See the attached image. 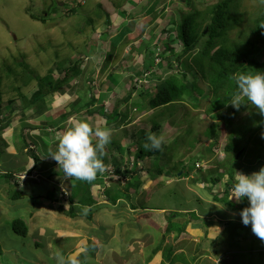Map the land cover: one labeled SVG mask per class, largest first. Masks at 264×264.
Here are the masks:
<instances>
[{
  "label": "rangeland",
  "instance_id": "obj_1",
  "mask_svg": "<svg viewBox=\"0 0 264 264\" xmlns=\"http://www.w3.org/2000/svg\"><path fill=\"white\" fill-rule=\"evenodd\" d=\"M55 1L59 8H50ZM125 1L0 0V80L3 83V103L17 97V92L13 89L10 91L11 88H19L28 97L35 90L33 82L23 85L20 79L23 68L19 64L29 66L31 77L43 76L51 68V73L57 78L67 64L75 63L79 73L71 74L69 81L63 82L60 89L64 95L55 94L48 99V111L61 110L67 113L73 107H84L93 97V107L104 105L107 113L115 111L130 116L128 123L121 122L126 124L119 127L114 124L106 125L103 116L97 113L89 115L84 112L85 109L67 120L69 128L79 121H86L93 129L111 130V143L103 152L107 165L103 176L105 185L91 187L93 199L101 206L96 208L90 218L80 212L71 217L67 214L68 205L61 206V202L53 203L46 198H32V194L44 196V193L50 192L55 196L57 193L46 183L37 185L38 174L37 177L33 175L34 179L30 181L15 179L10 186L5 187L6 179L1 176L2 171L15 177L20 172L25 175L31 170L24 164L28 162L25 154L18 152L16 157L10 156L4 151L5 145L18 141L26 131L30 133L35 129L32 125L39 126L41 122L51 123L57 120L56 117L45 118L44 115L39 116L40 122L38 119L33 120V108L27 109L25 117H22L24 105L20 101H13L9 128L0 132V264H60L62 257L67 260L72 256H76L81 264H179L185 261L188 264L248 263L242 252L240 254L235 251L240 246L243 247L244 242L247 249L254 246L255 243L248 244L246 236H253L252 230L240 229L241 239L238 238L239 244L236 246L227 240L231 230L228 229L229 233L224 231V225H231L230 221L243 225L238 207L249 206V202L246 198L239 202L235 198L231 199L233 188L229 189L228 195L224 192L229 178L225 172V163L224 166L219 163L231 162L232 156L223 152L228 137L234 129H240L251 114L258 115V110L245 100V108L236 114H232L234 107L231 104L216 113L207 114L208 100L196 95L195 101L190 97L166 108L151 109L148 100L139 101L135 97L142 86L148 87L153 94L156 93L160 82L155 78L148 79L151 75L165 79L168 75H178L184 71L200 89L208 91L207 84L197 72L194 74L195 71L182 68L176 60L165 58L162 45L157 44L154 38L161 35V39L166 37L162 34L163 29L170 21L177 19L179 12L189 11L188 9L203 11L220 0H161L151 13L137 15L135 18L129 17V12L121 14ZM73 8L74 13H70ZM231 10L239 21L228 30L226 36L234 41L239 32L249 33L250 29L257 27L256 21L263 15L264 0H238ZM43 15L45 22L34 19ZM155 45L156 48L153 49ZM200 47L197 46L192 52L182 56L179 62L187 63L186 57L196 54ZM176 49L179 53L181 47L177 46ZM52 57L62 60L59 68H55L58 63L53 64L49 60ZM188 62L192 63L190 60ZM259 62L264 65V57ZM163 64H170L173 68L166 70ZM146 69L150 70L145 71ZM108 76L110 88L111 85H119L121 88L114 87V91L107 92L105 84ZM136 80V88L131 97L125 100V104L121 102L114 107L115 104L113 106L111 103L113 99L123 96V92L130 90V84ZM79 96L83 101L77 105L75 101ZM226 113L230 115L228 118L224 116ZM0 121L4 120L0 117ZM152 122H158V130H152ZM213 126H218L217 135L216 139L210 140L206 133ZM55 130L57 129L47 132L52 134L50 136L53 140H58L61 133L56 134ZM142 131L161 137L165 147L158 156H151L149 159L142 157L143 159L136 161L138 149L146 142L140 140L135 143L131 136L133 133L141 135ZM260 133L262 138L264 129ZM260 138L252 135V142L248 143L246 150L241 149L237 159L242 155L243 163L246 159H252L258 150L253 141H259ZM96 139L94 137L93 141L96 142ZM36 142L39 144L38 140ZM9 148L11 149L10 146ZM9 148L7 150L12 151ZM111 148H117L118 151ZM261 153L264 157V150L261 149ZM116 162L121 166L120 171L128 169L133 175L114 176ZM39 167L47 170L51 168L46 163L37 162V168ZM259 168L260 166L256 167ZM36 171L38 170L32 172ZM50 171L48 170L49 173ZM159 171L162 174L158 176ZM184 173L187 176H183ZM240 173L250 175L247 172ZM216 176H221L220 182L211 181V177ZM109 177L113 189L117 187L115 180L120 185L125 183L122 185L124 188L131 180L139 181L141 187H133L134 194L132 195L131 190L129 196L132 197L127 200L133 203L134 199L139 208L146 209L131 210L122 202L109 204L106 193L102 192L108 186ZM67 182L63 180V188ZM14 183L18 184L19 189L11 187ZM16 191L21 195L11 200L9 196ZM215 197L219 200H215ZM225 199L233 204L232 208L221 202ZM193 215L198 219L194 220ZM17 219L28 226L26 237L14 233L12 222ZM171 223L185 225L187 243L175 244L173 237L176 233L166 234L170 239L167 236L163 238L167 224L170 226ZM170 240L173 241L172 249L175 253L182 248L187 255L177 253L175 258H170L173 254L170 251ZM216 243V256L219 259L212 256L215 254ZM211 245L214 246L213 250ZM81 249L86 251L82 252ZM200 251H206L208 255H204H210V260L201 255L198 257L199 253L202 254ZM259 264H264V259Z\"/></svg>",
  "mask_w": 264,
  "mask_h": 264
},
{
  "label": "trees",
  "instance_id": "obj_2",
  "mask_svg": "<svg viewBox=\"0 0 264 264\" xmlns=\"http://www.w3.org/2000/svg\"><path fill=\"white\" fill-rule=\"evenodd\" d=\"M161 0H126L123 7L124 10L121 14H125L126 12H129V17L135 18L137 15H144L149 14L151 11L158 5V2ZM201 1V0H200ZM238 0H220L216 4L211 5L207 7L205 10H192L188 9L189 11L186 12H179V15L176 16L177 19H173L168 23V25L163 29L162 34H164L166 37L164 39H161V36L155 37L154 39L157 40V44L162 45L163 53L165 58L167 57L168 60L174 59L182 66L184 69H188L194 74L197 72L201 76V79L207 84L208 91L205 92L204 90L200 89L199 85L195 82H192L189 79V76L186 71L178 74V75H168L167 78L161 79L160 76L151 75L152 77H148V79H156L159 80V85L156 87V93L153 94V92L148 89V87H140L139 90H137V93L135 94L136 100L139 101H146L148 100V106L151 109H159V108H166L168 106H171L173 104L182 103L187 98H192V100H196V96H202L203 99L208 100V109L206 111L207 114H213L221 109L225 108L227 105L230 104L233 96L237 92V88L235 86V82L233 77L236 74L239 73H245V74H251L255 75L258 73H264V65L260 64V59L264 57V11H262V16L259 17V19L256 21L257 27L254 29H250L249 33L241 34V32L238 33V36L236 37V40L231 41L227 38V32L229 29L233 28L235 24L239 21V18L235 16L233 13H231L232 5L237 2ZM153 4H152V3ZM50 8H56L59 6L57 5L58 2L55 1ZM134 5V6H133ZM122 7V8H123ZM74 8L71 9L70 13H74ZM46 15V14H45ZM35 20H41V22H45L46 19L43 16L40 17H34ZM109 25V22L107 23ZM106 37L105 35H103ZM204 37H207L203 43L202 40ZM147 38V37H146ZM148 39V38H147ZM175 41L177 42L175 44ZM177 46L181 47L180 52H177ZM197 46H201L200 50L191 56L188 55L186 57L187 63L183 64L180 63L179 60L187 54L188 52H192ZM156 48L153 47V49ZM142 49L143 48H139ZM147 49V48H145ZM155 51V50H154ZM155 59V57H154ZM53 64H56L55 68H59V64L62 61L61 59L58 61L56 57H52L49 59ZM191 61L192 63L188 62ZM22 64V65H21ZM19 64L23 70H22V78H20L23 81L24 84H29V82H33L35 87V90L31 93V95L28 97L22 92H20L19 88H11L10 91L13 89L17 92V97H13L11 99H8L5 103H3V91L2 89V81L0 80V107H3V109L0 110V132L4 131L5 128H9V117L11 112L13 111L11 107L14 103L13 101H20L24 106L22 110V117L24 116V112L29 109L33 108L34 112L31 115V117L35 119H39V116L45 114L49 110V103L47 102L48 99L52 98L55 94L63 95V91H61V86L63 82L66 80L69 81V76L71 74H77L79 73V69L77 67V64L70 63L67 64L66 67L62 72L60 77H55L51 73V68L47 71L45 75H34V77L30 76V70L29 66L25 63ZM163 66L166 68V70H170L173 68L170 64H163ZM10 72L12 71V68H9ZM150 69H146L145 71H149ZM9 72V74H10ZM29 72V74H28ZM5 78V77H3ZM109 76L106 79V87L108 88L106 91L111 92L114 91L113 88H121L119 85H111V88L109 87ZM152 79V80H153ZM33 80V81H32ZM137 81L135 83L130 84V90L126 89L127 91H124V95L121 97H118V99H113L111 102L112 105L117 107L120 105L121 102L124 104L126 103L125 100L129 99L131 97V94L134 92V89L136 88L135 85L137 84ZM116 92V91H115ZM107 95L106 92H102V94ZM196 95V96H195ZM122 99V101H120ZM124 99V100H123ZM83 99L81 96L78 97V99L75 101V104H79L82 102ZM242 105L237 108H233L231 110L232 114H236L241 109H244L245 107V100L242 101ZM94 105V98L91 97L89 101L85 103V107H76L73 109H70L67 113L63 114H56L57 119L56 121H48V122H41L38 126H33V128L38 129L40 134L42 135H50L47 131H51L55 128H57L58 131L63 130V126L59 127L61 124L60 121L65 120L69 117L71 113L79 112L81 109L85 108L89 114H99L103 116L104 122L106 125L111 124H118L119 126L122 124L121 122L127 121V113H118L115 111H112L110 113L104 112V105L101 107H96L95 109H91ZM7 114V115H6ZM125 116L124 118H121L120 116ZM226 118H228L230 115L226 113L224 115ZM224 118V117H223ZM24 120V118L22 119ZM40 122V121H39ZM26 124V122H23ZM128 123V122H127ZM4 124V125H3ZM152 130H158L159 125L158 122H152ZM229 124L227 123V126ZM58 126V127H57ZM242 127L240 129H234L231 132V135L228 137L226 144L224 145V152L227 155L232 156L231 162L227 164V161L225 163L226 168V174L229 178V183H227V187H225L224 192L228 195L229 189L232 187L235 183L234 175L237 172H247L248 174H253L255 172H258L261 168H264V157L262 156V151L264 150V136H262V133L259 134V132L264 129V116H261L259 113L258 115H250V117L247 119V121L241 125ZM218 126H213L210 128L206 135L210 140L216 139V129ZM149 134L145 131H142L141 135H136L135 133L132 134L131 139L133 142L137 143L140 140H145L147 142V136ZM252 135L255 136L256 139L253 141V144L258 148L257 153H255L252 156V159L248 160L246 159V162L243 163L241 161L243 155L240 157V159H237L235 156L236 154L241 151V149H247L248 143L252 142ZM259 136V137H258ZM23 140V139H22ZM23 146L26 147V141H22ZM95 143V142H93ZM252 144V143H251ZM7 148V145H5ZM24 147V148H25ZM165 147V143H162V148ZM112 149V148H111ZM160 149V150H161ZM113 150V149H112ZM160 150H153L148 151L145 150L144 147H141L138 149V153H136V160H140L143 158H151V156H158L160 154ZM4 151H7V149H4ZM57 150H55L56 152ZM113 151H118L117 148H115ZM112 152V151H111ZM7 153V152H5ZM10 154V153H9ZM104 155L101 157L103 162L104 161ZM143 157V158H142ZM38 160L36 157H34V162L36 163ZM256 162V163H255ZM255 163V166H254ZM224 166V165H223ZM259 169H256V167H259ZM114 175L119 176L125 174V176L132 174L130 173L128 169H125L123 172L120 171V164L117 162L114 164ZM34 170V169H32ZM28 171V173H31V171ZM51 174L46 176H39V179L37 181V185H40L42 183H46L48 186H50V189L53 188V191H57L55 196H52V193H44L45 195H38L35 196L32 194V198L40 199V198H46L49 199L50 202H57L59 200L58 195L60 192V184L63 183L64 174L63 172H53L51 169ZM53 172V173H52ZM159 173V172H158ZM157 173V174H158ZM62 174V175H61ZM132 175H130L132 177ZM187 174H183V176H186ZM2 177L6 179L5 187L8 185L10 186V183L14 181L13 175H9L7 173L1 174ZM99 174L97 175V177ZM60 177V178H59ZM28 181L33 179H27ZM37 180V179H36ZM70 181H73V183L68 188L69 190V198L72 204L68 210V214L72 217L76 216L75 210L79 209L80 214H84L86 217L90 218L92 214L96 212V208H100L101 205H97L96 201L92 197V192L90 190V187L92 185H95L98 181H92V182H85V181H78L74 179H70ZM212 182H220L221 176L211 177ZM118 185L117 188H121L120 190H117L116 192H113L112 188H108L105 190V193L107 195V198L109 201L112 200V203H114L118 198L124 197L126 200L129 197H126L128 195V192L133 189V187H136V189H139L141 187V183L139 184V181H133L131 180L128 183V186L124 188L122 185H120V182L117 180L115 181ZM13 183V182H12ZM11 187H15L19 189L18 184L14 183L11 185ZM125 192V193H123ZM48 194V195H47ZM130 194V193H129ZM21 195L19 191H16L14 195H10L9 198L11 200H15ZM47 195V196H46ZM129 196V195H128ZM50 197V198H49ZM215 200H219L215 197ZM221 201V200H220ZM224 204H228L231 208L233 206L232 203L228 202L227 199L221 201ZM103 207V206H102ZM241 211L243 208H245V205H241L238 207ZM85 209H87V212L85 214ZM60 210V209H59ZM193 219H197L195 215L192 216ZM233 224V225H232ZM241 227V226H240ZM239 225L237 223H231V225L226 224V231L230 229L231 233L229 231V237H227V240L229 242L232 241V243H235L237 246L238 238L239 237ZM12 228L14 233L21 237H26L28 235V226L26 223L20 219L13 220L12 222ZM242 229V227H241ZM166 234L175 232L177 235L176 240H184L183 238L187 237V232L185 230V225H176L175 223H171L170 226L167 224L166 228ZM248 236V234H247ZM251 243L254 246L252 247V251L256 248L263 249L264 248V241H261L258 237H256L254 234L253 236H250ZM217 244V243H216ZM263 253L257 254V258H261ZM257 259L248 260L247 264H259ZM256 262V263H255ZM245 264V263H243Z\"/></svg>",
  "mask_w": 264,
  "mask_h": 264
},
{
  "label": "clouds",
  "instance_id": "obj_3",
  "mask_svg": "<svg viewBox=\"0 0 264 264\" xmlns=\"http://www.w3.org/2000/svg\"><path fill=\"white\" fill-rule=\"evenodd\" d=\"M233 79L235 82V86L237 88V92L233 96L230 104L234 108L239 109V107L243 104L242 101L246 100L248 103H250L252 106H254L258 110L261 116H264V73L261 72L255 75L239 73V74H236L233 77ZM95 108L96 107H91V109H95ZM84 111L86 112L87 110L85 109ZM104 112H106L105 109H104ZM43 115L46 116L48 115V113H45ZM52 117L54 116L51 115V118ZM129 118L130 116L129 114H127V118H126L127 121L129 120ZM33 120H36V119H33ZM127 121L125 120L124 122L127 123ZM125 124H121V125H125ZM66 125L67 124H65V126ZM114 125H116V127H119L117 123ZM94 137L97 138L96 142L93 141ZM57 142H58L57 151L54 154H52L51 157L52 159H54L53 161L54 164L58 165L59 168L62 170L65 178H70V179H75L78 181H85V182H92L95 180V181H98L95 184L96 186L105 185V181H104L105 177L103 178V176L106 172L107 165L105 164L106 161L103 162L101 157L103 155L105 147L111 143V130L110 129L108 128L93 129V127L88 122L79 121L74 126L66 130ZM162 143H163V140L161 137H158L155 134H149L147 136V142L143 145V147L145 150H148V151L160 150L162 147ZM223 152H224V147H223ZM135 159H136V155H135ZM198 162H201V161L199 160ZM224 162L219 163V165L223 166ZM195 164L199 166V163L196 162ZM4 172L5 171H2L1 174H3ZM98 174L99 176L97 177ZM160 174H162L161 171H159L158 176ZM33 175H34V172H32L31 174L27 172V174L25 175L19 173V174H16L15 177L14 176L13 177H14V180L19 179L20 181H23L26 179H34ZM107 180H108L107 181L108 186L104 187L102 192H105V190L108 188L113 189V187L110 185L111 183L110 177ZM4 185H5V182H4ZM122 185H125V183H123ZM64 188H63V185L60 186L59 195H60V200H61V206L68 205V210H69L72 204H70L71 201L69 198V191L68 190L65 191ZM120 189L121 188L116 187L115 189H113L114 190L113 192H116L117 190H120ZM232 190H233V195L231 199L235 198L239 202L246 198L249 202V206L248 204H247L248 207L245 205L246 208H243L239 212V216L243 224L241 225L242 229L243 230L246 228L251 229L252 233L256 237H258L261 241H264V168H261L258 172H255L251 175L235 173V183L233 185ZM129 192H128V195H129ZM133 194H134V190H133L132 195ZM130 197L132 196H129V198ZM106 198H107V195H106ZM106 200L111 205L119 204V202L123 203V201L125 200L127 207L130 208L131 210H136L137 208L143 209V210L146 209V208H139L134 203V199H133V203L129 202L124 197L118 198L114 203L110 202L108 198ZM79 209L75 210V213L77 211L76 216L78 215ZM86 212H87V209H85V214ZM68 213L69 212H67V214ZM197 219H194V220H197ZM230 223H235V222L230 221ZM219 225H222V224L219 223ZM224 231H226V224L224 225ZM239 232L241 233L240 230ZM244 232H247V231H244ZM171 233H175V232H171ZM240 233L238 234L241 235ZM165 236H167L170 239L169 235H166V232L164 233L163 238H165ZM247 237H248V244H251L250 235H248ZM173 238H175L173 239V241L175 240V244L187 243L186 241L187 239H185L186 237L183 238L184 240H180V239L176 240L177 235L174 236ZM173 241L170 240V243H169L170 251H173V254L171 255L170 258H175V255L177 253L184 254V256H186L187 254H185L182 248L180 247H179L180 248L179 252L175 253V251L172 249ZM165 245L167 246L166 242H165ZM211 246L213 250L214 246L213 245ZM216 249H217V244L215 245V250H214L215 254H213L212 256L214 258L219 259L220 257L216 256L218 254ZM81 251L84 252L86 251V249H81ZM232 251L234 250L232 249ZM200 252H202V254L199 253L198 257H200L201 255V257L208 259V261L210 260V257H209L210 255L207 256L208 253L206 251H200ZM235 252H239L240 254L242 252L244 254L243 256H246L248 260H252V257L256 256L254 259H257L258 263L262 259H264V248L263 249L256 248L252 251V247L248 249L246 248L245 242L243 243V247L240 246V248L236 250ZM260 252L263 253V255L261 256V258H257V254H259ZM204 254H207V255H204ZM192 259L194 260V257H192ZM212 260L210 262H212ZM188 263H189L188 261H185L179 264H188ZM60 264H81V262L76 256H72V257H69L67 260H65L62 257L60 259ZM173 264H175V262Z\"/></svg>",
  "mask_w": 264,
  "mask_h": 264
},
{
  "label": "crops",
  "instance_id": "obj_4",
  "mask_svg": "<svg viewBox=\"0 0 264 264\" xmlns=\"http://www.w3.org/2000/svg\"><path fill=\"white\" fill-rule=\"evenodd\" d=\"M73 108H76V107H73ZM83 110H80L79 112H76V113H71L69 115L68 118H66L65 120H62V123L61 124H64L63 126V130L62 131H58V130H55V133L57 134L58 133H61V136L62 134L68 130V125L65 126V124H68L67 123V120L74 114V115H77V114H80ZM85 112V111H84ZM48 113V115L46 116H43L45 118H49L51 115H56V114H63V112H61V110L59 111H56V112H53V111H48L46 112ZM87 114H89L88 111H86ZM50 114V115H49ZM91 115V114H89ZM56 117V116H54ZM51 119V118H50ZM59 119V118H57ZM39 121H41V118L38 119ZM61 124L59 125V127H62ZM36 126V125H34ZM58 127V126H57ZM57 129V128H56ZM37 131V133L35 132ZM52 136V134H50ZM50 135H42L40 134L39 130L38 129H32V131L30 133H26L24 134L23 137H19V140L18 141H13L12 143L10 142L9 145H7V148H9V146L11 147L10 150L12 151H9L7 150V153L10 155V156H14L16 157L18 152L19 153H22V154H25L27 157H28V162L26 161L24 164L27 168L30 167V169H34L35 170H38L36 172H34V176H37V174L40 176H46L47 178V175L51 174L48 172V170H53V172H59L62 173V170L59 168L58 165H55L54 164V159H52L51 155L55 153V150H57V145H58V140H53V138L50 136ZM24 138V139H23ZM21 139H23L24 141H26V147L23 146L22 142H21ZM36 140L39 141V144H37ZM19 142L21 144H19ZM18 145V146H17ZM16 146V147H15ZM25 147V148H24ZM6 148V149H7ZM37 156H39V159L37 158ZM34 157H36V159L38 160L37 162H43V163H46L47 165H49V167H51L50 169H46V168H37V162L35 163L34 162ZM34 162V163H33ZM34 164V165H33ZM52 172V173H53ZM21 173V172H20ZM62 175V174H61ZM60 178V177H59ZM63 180L65 181H68L67 182V185H65L66 189L68 190V188L70 187V185L73 183V181H70V178H62ZM75 180V179H74ZM64 185V183L60 184V186ZM92 187V186H91ZM91 187H90V190H91ZM69 191V190H68ZM92 192V191H91ZM93 195V193H92ZM58 198H59V202H61L60 200V195H58ZM41 199V198H40ZM57 203V202H56ZM124 204H126V202H123Z\"/></svg>",
  "mask_w": 264,
  "mask_h": 264
},
{
  "label": "water",
  "instance_id": "obj_5",
  "mask_svg": "<svg viewBox=\"0 0 264 264\" xmlns=\"http://www.w3.org/2000/svg\"><path fill=\"white\" fill-rule=\"evenodd\" d=\"M240 153H241V151L237 153V156H236V158H238V156L240 155Z\"/></svg>",
  "mask_w": 264,
  "mask_h": 264
}]
</instances>
